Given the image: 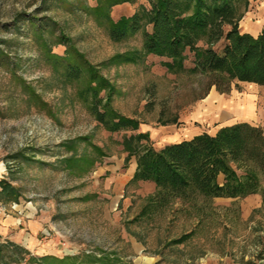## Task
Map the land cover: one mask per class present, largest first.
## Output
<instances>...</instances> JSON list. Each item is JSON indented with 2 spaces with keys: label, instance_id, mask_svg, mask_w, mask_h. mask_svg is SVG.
I'll list each match as a JSON object with an SVG mask.
<instances>
[{
  "label": "rangeland",
  "instance_id": "1",
  "mask_svg": "<svg viewBox=\"0 0 264 264\" xmlns=\"http://www.w3.org/2000/svg\"><path fill=\"white\" fill-rule=\"evenodd\" d=\"M100 1L0 0V182L18 192L14 199L0 185V236L34 258L22 264H264V204L249 215L243 198L160 207L154 183L127 181L136 160L125 163L122 146L125 136L149 133L142 144L159 150L263 120L264 88H208L207 76L188 71L190 52L187 70L168 71L165 58L143 50V32L120 41L109 33L149 5L96 10ZM240 12L242 32L264 30V0ZM65 58L93 68L107 84L100 96L139 129L112 133L97 122L90 73L68 79Z\"/></svg>",
  "mask_w": 264,
  "mask_h": 264
},
{
  "label": "trees",
  "instance_id": "2",
  "mask_svg": "<svg viewBox=\"0 0 264 264\" xmlns=\"http://www.w3.org/2000/svg\"><path fill=\"white\" fill-rule=\"evenodd\" d=\"M139 0H103L96 10ZM149 7L111 24L109 33L116 41L143 32V50L165 58L170 72L187 70V52L193 54L191 73L208 78V88L249 83L264 87V30L258 35L242 32L240 21L250 0H144ZM257 1V0H254ZM204 42L203 46L200 43ZM68 79L80 81L83 73L91 76L87 92L90 111L109 132L138 130L139 122L122 116L111 108V96H100L107 90L93 68L82 60L65 58ZM83 59V58H82ZM84 64V65H83ZM149 133L125 136L123 150L126 162L135 157L134 181L152 182L155 201L164 207L174 199L184 201L199 196L212 203L216 198L241 199L261 194L264 188V127L237 122L220 128L215 135L203 133L191 139L168 144L162 149L143 145ZM223 177V182L220 178ZM2 191L17 199V190L1 181ZM22 247L0 236V264H22L34 261ZM51 264H74L69 258H52ZM76 264V263H75Z\"/></svg>",
  "mask_w": 264,
  "mask_h": 264
},
{
  "label": "crops",
  "instance_id": "3",
  "mask_svg": "<svg viewBox=\"0 0 264 264\" xmlns=\"http://www.w3.org/2000/svg\"><path fill=\"white\" fill-rule=\"evenodd\" d=\"M262 30L258 31L256 34H253L251 31H245L246 33H250L252 35H258ZM264 88V87H263ZM256 121H252L249 122L251 124L257 125V126H261L264 127V119L263 120H258V118L255 119ZM243 122H248V121H243ZM237 123V122H235ZM234 124V123H232ZM231 125V124H230ZM203 134V133H201ZM200 135V134H197ZM194 135L193 137L197 136ZM191 137V138H193ZM190 138V139H191ZM188 140V139H186ZM180 142V141H179ZM136 161L132 164V172L130 174V176L128 177V182L131 181L134 177L135 171H136ZM220 182H223V177L220 178ZM240 199H227V198H216L214 201L215 203H232V202H236L239 201ZM221 201V202H220ZM263 206V200H262V196L260 194H255V195H251L248 196L246 198H243L241 201V210L246 211L248 213V215L252 212L253 209H257V208H261ZM49 244H46L45 246H43L42 251L43 252H48V251H52L51 246H48Z\"/></svg>",
  "mask_w": 264,
  "mask_h": 264
}]
</instances>
